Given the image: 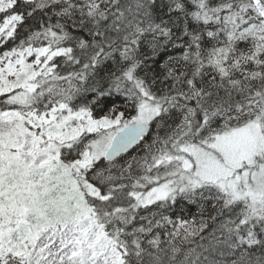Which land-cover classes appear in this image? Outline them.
Listing matches in <instances>:
<instances>
[{"label":"snow or ice","instance_id":"obj_1","mask_svg":"<svg viewBox=\"0 0 264 264\" xmlns=\"http://www.w3.org/2000/svg\"><path fill=\"white\" fill-rule=\"evenodd\" d=\"M0 264H264V0H0Z\"/></svg>","mask_w":264,"mask_h":264}]
</instances>
